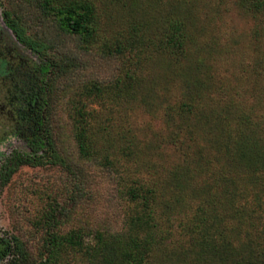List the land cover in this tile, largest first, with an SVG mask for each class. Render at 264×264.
I'll use <instances>...</instances> for the list:
<instances>
[{
    "label": "rangeland",
    "instance_id": "obj_1",
    "mask_svg": "<svg viewBox=\"0 0 264 264\" xmlns=\"http://www.w3.org/2000/svg\"><path fill=\"white\" fill-rule=\"evenodd\" d=\"M90 1L97 36L84 47L34 0H0V165L13 151L27 150L22 134L29 129L27 111L14 116L6 103L18 106L24 95L30 97L41 64L14 39L2 13L43 46L54 66L45 117L62 163L20 166L0 187V236L19 238L31 256L45 237L52 209L68 213L60 232L81 225L120 230L125 203L115 177H167L174 169L179 177H261L246 176L226 161L233 143L223 136L226 124L218 116L229 105L232 118L245 113L248 136L264 145V14L245 11L239 0ZM169 16L184 21L190 39L179 61L159 49L161 23ZM136 23L145 41L140 50L107 51L115 40H128ZM128 73L135 78L129 90ZM90 83L106 87L100 97L84 94ZM191 88L199 89L190 94L195 108L182 115L177 107ZM77 101L91 113V127L103 129L98 147L113 161L111 169L77 156L71 122ZM128 144L132 153L120 156ZM76 189L81 195L72 203Z\"/></svg>",
    "mask_w": 264,
    "mask_h": 264
},
{
    "label": "trees",
    "instance_id": "obj_2",
    "mask_svg": "<svg viewBox=\"0 0 264 264\" xmlns=\"http://www.w3.org/2000/svg\"><path fill=\"white\" fill-rule=\"evenodd\" d=\"M34 1L63 31L78 36L84 47L94 41L97 24L90 0ZM238 5L245 11L264 14V0H239ZM2 20L14 39L41 64L29 100V129L21 132L27 150L13 151L5 158L0 165V187L20 166L62 163L45 117L48 76L54 66L42 54L43 46L25 37L23 29L6 12ZM161 24L159 49L175 61L186 57L190 39L184 21L169 16ZM139 27L138 23L132 24L129 39L115 40L107 51L121 54L126 49L140 50L145 41L138 34ZM125 79L124 86L129 90L135 78L128 73ZM118 84L116 80L113 87ZM104 88L90 83L83 91L100 97ZM191 89L178 104L182 115L195 108L190 94L199 89ZM223 109L224 114L218 116L226 124L223 136L233 143V153L226 161L246 176L259 173L261 177H226L222 173L218 177H179L175 169L167 177H115L116 192L125 203L120 230L81 225L60 232L68 213L65 208L52 209L47 218L49 227L35 256L27 252L19 238L0 236L1 264H75L76 259L81 264H264V145L255 144L248 136V115L242 112L233 119L226 111L228 106ZM91 117L84 103H73L72 138L77 156L97 160L98 166L111 169L113 161L101 153L103 147H98L103 129L91 127ZM129 146L120 149V156L132 153ZM79 190L70 199L72 203L81 195Z\"/></svg>",
    "mask_w": 264,
    "mask_h": 264
},
{
    "label": "flooded vegetation",
    "instance_id": "obj_3",
    "mask_svg": "<svg viewBox=\"0 0 264 264\" xmlns=\"http://www.w3.org/2000/svg\"><path fill=\"white\" fill-rule=\"evenodd\" d=\"M25 100L22 103L18 102V106H16L17 104L15 102L9 101L6 103V107H7V111L12 113V115L14 116H18L22 113V111L26 110L27 114H29V94L24 95L23 97Z\"/></svg>",
    "mask_w": 264,
    "mask_h": 264
}]
</instances>
